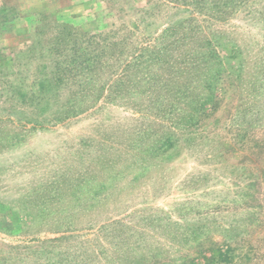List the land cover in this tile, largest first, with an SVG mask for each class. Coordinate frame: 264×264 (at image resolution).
<instances>
[{"label": "rangeland", "instance_id": "rangeland-1", "mask_svg": "<svg viewBox=\"0 0 264 264\" xmlns=\"http://www.w3.org/2000/svg\"><path fill=\"white\" fill-rule=\"evenodd\" d=\"M0 264H264V0H0Z\"/></svg>", "mask_w": 264, "mask_h": 264}]
</instances>
